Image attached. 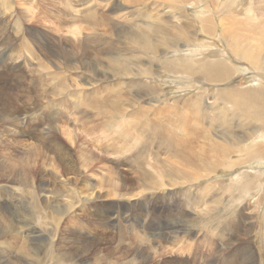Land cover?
<instances>
[{
	"label": "rangeland",
	"instance_id": "obj_1",
	"mask_svg": "<svg viewBox=\"0 0 264 264\" xmlns=\"http://www.w3.org/2000/svg\"><path fill=\"white\" fill-rule=\"evenodd\" d=\"M128 19L151 42L155 24L167 30L166 42L183 28L195 38H179L177 47L173 38L157 57L114 40ZM223 27L256 46L264 0H0L1 264H264V158L253 151L264 134L244 137L258 122L239 125L240 110L230 114L225 102L221 109L219 96L224 87L259 89L263 71L238 54V41L225 40ZM131 61L149 73L117 76V63ZM212 61L226 63L232 86L205 79L192 86L196 77L180 72ZM129 82L167 92L138 94ZM231 134L242 141L223 147L230 155L208 172ZM10 223L20 239L13 250L1 242Z\"/></svg>",
	"mask_w": 264,
	"mask_h": 264
},
{
	"label": "bare ground",
	"instance_id": "obj_2",
	"mask_svg": "<svg viewBox=\"0 0 264 264\" xmlns=\"http://www.w3.org/2000/svg\"><path fill=\"white\" fill-rule=\"evenodd\" d=\"M25 1V0H24ZM97 1V0H96ZM99 1H101V0H99ZM120 1V0H119ZM122 1V0H121ZM135 1V0H134ZM154 1H156V0H154ZM180 2H187V1H189L190 2V0H179ZM193 1V0H192ZM258 1V0H257ZM260 1V0H259ZM162 2H163V0H162ZM122 3V2H121ZM165 3H167V2H165ZM173 3V2H172ZM27 4V3H26ZM157 4V3H156ZM246 4H248V3H246ZM261 4H262V2H261ZM260 4V5H261ZM32 5V4H31ZM96 5V4H95ZM123 6H124V4H122ZM169 5V4H168ZM115 6V5H114ZM156 6V5H155ZM172 6V5H171ZM176 6V5H175ZM178 6V5H177ZM222 7V6H221ZM162 8H163V6H162ZM178 8V7H177ZM169 9V8H168ZM251 9V8H250ZM112 10V9H111ZM142 10V12H143V14H145V9L144 8H142L141 9ZM165 10H166V8H165ZM182 10V9H181ZM258 10V9H257ZM123 11H125V10H123ZM126 11H128L127 9H126ZM161 11V10H160ZM159 11V12H160ZM259 11V10H258ZM98 12V11H97ZM97 12H95V13H97ZM104 12V11H103ZM152 12V11H151ZM156 12V11H155ZM168 12V11H167ZM174 12H176V11H174ZM235 12V11H234ZM102 13V12H101ZM105 14H106V12H104ZM120 13V12H119ZM123 13V12H122ZM125 13V12H124ZM126 13H128V12H126ZM134 12L133 11H131L130 13H129V15H134L133 14ZM193 13H196V14H200V13H202V11L201 10H196V11H194ZM91 14V13H90ZM99 14V13H98ZM110 14V13H109ZM140 14V13H139ZM176 13H174V15H175ZM186 14V13H185ZM228 14H230L229 12H228ZM240 14V13H239ZM260 14H263V13H260ZM114 15H115V13H114ZM177 15V14H176ZM176 15H175V17H176ZM89 17H88V19H89V25L90 26H96V24H95V22H96V20H98L97 19V17H95L94 16V14H92V15H88ZM138 16V15H137ZM143 16V15H142ZM149 16V15H148ZM156 16V15H155ZM179 16H183L182 15V13H179ZM234 16V15H233ZM238 16V15H237ZM239 16H241V15H239ZM108 15H103V14H101V16H100V18H101V20L103 21V20H105L106 21V23L105 24H111L112 25V23L110 22V21H108ZM121 17V16H120ZM161 17V16H160ZM165 17V16H164ZM135 18V17H134ZM137 18V17H136ZM141 18V17H140ZM226 18V17H225ZM235 18V17H234ZM262 18H263V16H262ZM125 19V18H124ZM147 19V18H146ZM155 19V18H154ZM190 19H192L193 20V22L194 21H196V19H195V17H193V16H190ZM200 19H201V17H200ZM175 19H173L172 21H174ZM104 21V22H105ZM117 21V20H116ZM132 21H134V23L136 22V23H138L135 19L134 20H132V19H128L127 20V24H125L124 26H120L119 28H118V30H117V32L118 33H116V35L118 36L117 38L118 39H114V40H117V41H119V43H121V45H122V43L124 44L125 43V41H126V38L127 39H129V40H132V41H135L137 44H138V49L140 50V51H142V52H144V53H147V54H153V55H155L156 53V55L155 56H157L158 57V53H159V50H162V48L160 47L162 44H166L167 46H169V44H170V40H172L173 38V41H172V45L173 46H176V42L179 40V38H181V39H183V40H185V39H187L188 41H190V38H192V40H194V38L195 37H193L194 35H195V33H193V32H191L189 29H182L181 30V32H179V31H177L178 33H179V35H173V34H171V39H169L167 42H166V36H162L163 34H165L166 35V32H167V30H165V27L164 26H161L160 24H155L153 27H154V30L152 31V30H150V31H152V34H154L153 36L155 37V41L154 42H151L152 40H149L150 38H148V36L145 34V32H142V31H139V30H137V29H135L134 28V25H133V22ZM139 21V20H138ZM141 21V20H140ZM147 21V20H146ZM149 21V20H148ZM190 21V20H189ZM239 21H240V19H239ZM153 22V21H152ZM229 22V21H228ZM236 22V21H235ZM132 23V24H131ZM135 23V24H136ZM145 23H147V22H145ZM178 23H180V18L179 17H176V20H175V24H177V25H179ZM104 24V23H103ZM173 24V23H172ZM88 25V26H89ZM142 25V24H141ZM165 25V24H164ZM206 25H207V27H206V31L207 32H210V26L212 25H210V22H208V21H206ZM184 26V25H183ZM182 26V27H183ZM188 26V25H187ZM192 26H193V28H194V25L192 24ZM98 27V26H97ZM189 27V26H188ZM94 28V27H93ZM92 27H91V29L92 30H94V29H96V28H94L93 29ZM174 28H176L177 30H178V26H174ZM90 28H88V30H89ZM175 29V30H176ZM246 29V28H245ZM250 29V28H249ZM248 28H247V30H249ZM98 30V29H97ZM110 29H108V28H101V29H99L98 31H100L101 32V34H102V32L103 33H107L108 31H109ZM148 30V29H147ZM174 30V29H173ZM243 30V29H242ZM250 30H252V29H250ZM94 31H96V30H94ZM93 31V32H94ZM169 31V30H168ZM220 31H221V33L223 34V35H225L224 37H225V40H226V37H228V41H238V43H234V45H235V49H237L238 51H239V55H241V57L244 59L245 58V60H247L248 62H251L252 63V65L254 66V67H257L258 65L260 66L259 68V70H262L263 71V73H261V75H262V77L260 76V80H262L263 81V79H264V48L263 47H261L260 46V43L261 42H263L264 41V39L263 40H260V41H258V42H256L257 43V45L256 46H250V44H249V41L247 40H245L247 43H244V42H242L243 40L240 38V34H239V32L236 30V31H234V35H233V38L231 39V37H230V34L229 33H231L232 32V30H229L228 28H220ZM244 31V30H243ZM99 32V33H100ZM149 32V31H148ZM175 32V31H174ZM189 33H191V34H193V36L191 37V34L189 35ZM225 33H227V34H225ZM91 34H92V32H91ZM108 34V33H107ZM150 34V33H149ZM177 34V33H176ZM181 34V35H180ZM215 34H216V32H215ZM254 34V33H253ZM110 36H112V32L109 34ZM145 35H146V37H145ZM93 37V36H92ZM96 37V36H95ZM100 37V36H99ZM251 37V36H250ZM252 39V38H251ZM250 39V40H251ZM113 40V41H114ZM207 40V39H206ZM255 43V42H254ZM255 43V44H256ZM228 44V43H227ZM165 45V46H166ZM233 46V45H232ZM177 47V46H176ZM173 48V47H172ZM111 49H113L114 50V48H113V46H110L109 47V49L108 50H111ZM108 50L106 51V52H108ZM183 51V50H182ZM80 52V51H79ZM84 53V52H83ZM109 53V52H108ZM113 54V53H112ZM135 54V53H134ZM160 54V53H159ZM179 54V53H178ZM184 54V53H183ZM137 55V54H136ZM141 55V54H140ZM184 55H180L179 54V56L178 57H182V58H179L181 61H184L183 60V57ZM115 57V56H114ZM195 57V56H194ZM191 58V57H190ZM232 58H234V57H232ZM77 59V58H76ZM89 59V58H88ZM115 59V58H114ZM129 59V58H128ZM133 59V58H132ZM140 59V58H139ZM142 59H144V58H142ZM147 59V58H146ZM135 60V59H134ZM133 60V61H134ZM79 61V60H78ZM95 61V60H94ZM148 61V60H147ZM202 61H204V60H202ZM208 61V60H207ZM96 62V61H95ZM101 62V61H100ZM103 62V61H102ZM135 62V61H134ZM206 62V61H205ZM227 62V61H226ZM85 63V62H84ZM89 63V62H88ZM91 63V62H90ZM97 63V62H96ZM123 63V62H122ZM122 63H117L119 66H120V71L116 74L117 76H121V75H126V74H128V73H132V75H134V76H137L138 74H139V72L140 71H142V72H144V73H149L148 72V69H145V70H137V69H135V68H133L132 67V65H135L136 67H137V64L138 63H133L132 61L131 62H125V64H122ZM150 63V62H149ZM212 63H213V61H212ZM228 63V62H227ZM71 64V63H70ZM74 64V63H73ZM76 64V63H75ZM92 64V63H91ZM89 65V64H88ZM87 65V66H88ZM94 65V64H93ZM142 65H143V63H142ZM198 65L199 64H197V65H195L193 68H191V66H186L185 67V64H182L181 66H182V69L180 70V72H184V73H187L188 72V70L190 71L189 73H191V75H193V76H195L196 77V79H195V81L192 83V86H194V84L196 83V82H201L202 83V81H203V79H205L207 82H208V84H211V83H220V84H222L223 82L225 83V81H226V85L227 86H232L233 85V83H231V82H229L228 80L231 78V74H232V71L230 70V69H228V67H227V65H226V63H224L223 61H218V62H215V63H213V64H210V65H207V66H201V67H198ZM231 65V64H230ZM92 67V66H91ZM97 67V66H96ZM166 67L167 68H169L170 67V65H166ZM203 67V68H202ZM205 67H206V69H205ZM166 68V69H167ZM102 69V68H101ZM258 69V68H257ZM157 70V69H156ZM48 71H50V70H48ZM106 71V70H105ZM45 72V71H44ZM101 72V71H100ZM43 73V72H42ZM183 73V74H184ZM92 74H93V72H92ZM95 74H97L96 72H94V75ZM182 74V75H183ZM98 75V74H97ZM97 75H95V76H97ZM108 75V74H107ZM147 76V75H146ZM153 76V75H152ZM186 76V75H185ZM253 76V75H252ZM98 78V77H97ZM117 78V77H116ZM132 78V77H131ZM235 79V78H234ZM131 80H134V79H131ZM191 80V79H190ZM107 81V80H106ZM235 81V80H234ZM259 81V80H258ZM103 82V81H102ZM256 82V81H255ZM123 85V84H122ZM127 85V84H126ZM196 85V84H195ZM261 85V84H260ZM87 86V85H86ZM95 86V85H94ZM106 87V86H105ZM123 87V86H122ZM128 88H132V89H136V91L137 92H140V93H138V94H146V96H147V94H152V93H155L156 92V94L160 91V90H162L163 92L165 91V92H167L164 88H161L160 86H159V84H156V83H153V85L151 84V85H148V84H141V83H134V82H129L128 83V86H127ZM196 87H199V86H196ZM102 88V87H101ZM119 88H120V85H119ZM128 88H126V89H128ZM190 88V87H189ZM254 88V87H253ZM248 89L247 91H243V90H240V89H234L233 88V86L232 87H228V88H226V87H224V88H220L219 89V96H220V105H221V109H224L223 108V103L225 102L226 104H228V103H232V105L230 106V111H229V113L230 114H235L238 110H240V117H242V120H241V118L239 119L240 120V122H239V125H242L241 123L242 122H244V121H248V122H250V123H252L253 121H255L256 123L258 122V124L257 125H252V126H250V127H248L249 129H250V131H248V132H242V133H244V137L245 136H247V135H249L251 132L252 133H256V132H260V133H263L264 134V85H261L260 86V88L258 89V88H254V89ZM123 89H124V87H123ZM88 90V89H87ZM157 90H158V92H157ZM258 90V91H257ZM188 91V90H187ZM257 91V94L255 95V94H253V92H256ZM111 92V91H110ZM118 92V91H117ZM202 95V94H201ZM187 96V95H186ZM145 97V96H144ZM140 98H142V97H140ZM95 99V98H94ZM122 101V100H121ZM129 101V100H128ZM182 102V101H181ZM106 103V102H105ZM165 103V102H164ZM179 103V102H178ZM183 103V102H182ZM211 103V102H210ZM166 104V103H165ZM115 106V105H114ZM123 107V106H122ZM132 107V106H131ZM184 107V106H183ZM106 108V107H105ZM112 108V107H111ZM145 108V107H144ZM160 108V107H159ZM204 108V107H203ZM232 108H238V109H234L233 111L231 110ZM185 109V108H184ZM183 109V110H184ZM115 111H117V110H119V108H118V106L114 109ZM113 110V111H114ZM168 110V109H167ZM207 110H208V107H207ZM103 111V110H102ZM113 111H112V113H113ZM126 111V110H125ZM166 111V110H165ZM220 111H222V110H220ZM110 112V111H109ZM133 112V111H132ZM183 112V111H182ZM224 112V111H223ZM125 113V112H124ZM127 113V112H126ZM185 114V113H184ZM191 114V113H190ZM201 114V113H200ZM224 114V113H223ZM192 115V114H191ZM205 115V114H204ZM220 115V114H219ZM188 116V115H187ZM221 117V116H220ZM189 118H190V116H189ZM219 118V117H218ZM227 118V117H226ZM237 118V117H236ZM183 119V118H182ZM181 119V120H182ZM195 118H193V120H194ZM223 119H225V118H221V119H219V121L220 120H223ZM233 119V118H232ZM181 120H180V122H181ZM191 120V119H190ZM200 120V119H199ZM228 121H229V119H227ZM192 121V120H191ZM190 121V122H191ZM196 121V120H195ZM221 122V121H220ZM224 122V121H223ZM225 122H226V120H225ZM230 122V121H229ZM228 123V122H227ZM129 124V123H128ZM140 124H141V122H140ZM174 125V124H173ZM182 125V124H181ZM136 128V127H135ZM154 128V127H153ZM157 128H159V127H157ZM171 128H172V126H171ZM173 128H174V126H173ZM172 128V129H173ZM169 131V130H168ZM19 132V131H18ZM228 132V131H227ZM174 133V132H173ZM181 133V132H180ZM183 133V132H182ZM159 134V133H158ZM81 135V134H80ZM182 135V134H181ZM232 135V134H231ZM130 136V135H129ZM156 136V135H155ZM158 136V135H157ZM160 136V135H159ZM171 137V136H170ZM157 138V137H156ZM180 139V138H179ZM225 139V138H224ZM228 139V138H227ZM9 140V139H8ZM163 140V139H162ZM171 140H172V138H171ZM174 140V139H173ZM176 140V139H175ZM184 141V140H183ZM242 141V139L241 138H239V137H235L234 135H232V137L231 138H229V140H228V142L226 143V144H223V145H220L219 147H218V149H216V151H215V154H218L217 155V159H216V161H212L211 162V164L209 165V167H207L206 169L208 170V172H209V170L210 171H214L216 168H217V166L219 165V166H221V164L224 162V160H221V158L223 159V157H226V158H228V156L230 155V153H228V156H227V153H225L224 151H223V147H228V146H230L232 143H239V142H241ZM14 142H16V141H14ZM13 142V143H14ZM176 142V141H175ZM211 143V142H210ZM209 143V144H210ZM220 143V142H219ZM255 143V142H254ZM215 144V143H214ZM184 146H186V145H184ZM217 146V145H216ZM215 146V147H216ZM255 148H253V151L255 152V155L256 156H261L260 158H264V142H260V143H256L255 145ZM208 147V146H207ZM204 148V147H203ZM232 150H236L235 151V153L237 152H240V151H242L243 150V152L246 154L247 153V151H248V147H244V146H233V147H230ZM234 148V149H233ZM230 150L228 149V152H229ZM138 153V152H137ZM206 153V152H205ZM234 153V152H233ZM187 154V153H186ZM189 155V154H188ZM196 159V158H195ZM86 160H87V158H86ZM89 160V159H88ZM184 160V159H183ZM247 160V159H246ZM186 161V160H185ZM182 162V161H181ZM189 162H191V161H189ZM245 162V161H244ZM234 165H237V164H234ZM101 166V165H100ZM261 166H264V162L261 164ZM66 167V166H65ZM169 167V166H168ZM201 168H202V166H201ZM74 169V168H73ZM68 170V172H69V169H67ZM166 170H168V169H166ZM66 171V170H65ZM64 171V172H65ZM73 171V170H72ZM182 171V170H181ZM183 172V171H182ZM181 172V173H182ZM74 174V173H73ZM155 174V173H154ZM165 174V173H164ZM109 176V175H108ZM154 176V175H153ZM160 176V175H159ZM162 176H164V175H162ZM161 176V177H162ZM158 177V176H157ZM165 177V176H164ZM245 177H246V179H247V182L248 183H250L251 185H254V181H255V177H253L252 175H250V174H248V175H245ZM17 178V177H16ZM23 178V177H22ZM45 178V177H44ZM46 178H48V177H46ZM117 178V177H116ZM149 178H150V176H149ZM151 178H153L154 179V177H151ZM160 178V177H159ZM195 178V177H194ZM163 179V178H162ZM16 180V179H15ZM144 180V179H143ZM152 180V179H151ZM156 180H157V178H156ZM171 180V179H170ZM172 180H174V179H172ZM171 180V181H172ZM189 180V179H188ZM26 181V180H25ZM24 181V182H25ZM67 181V180H66ZM163 181H164V179H163ZM193 181V180H192ZM27 182V181H26ZM44 182V181H43ZM110 182H112V181H110ZM159 182V181H158ZM174 182V181H173ZM40 183V182H39ZM124 183V182H123ZM160 183H161V181H160ZM178 183V182H177ZM191 183V182H190ZM55 184V183H54ZM159 184V183H158ZM127 185V184H126ZM125 185V186H126ZM159 185H161V184H159ZM173 185V184H172ZM44 186V185H43ZM61 186V185H60ZM134 186V185H133ZM133 188V187H132ZM254 188H257V187H254ZM45 189V188H44ZM127 190H129L128 188H127ZM52 191V190H51ZM115 191V190H114ZM110 192V191H109ZM129 193H130V190H129ZM132 193V192H131ZM44 194H46V193H44ZM103 208V207H102ZM105 210V209H104ZM9 213V212H8ZM11 214V213H10ZM101 214V213H100ZM159 215V214H158ZM250 215V214H249ZM162 216V215H161ZM253 216V215H252ZM10 217V216H9ZM102 217V216H101ZM11 218V217H10ZM164 218V217H163ZM249 218V217H248ZM250 218H252V217H250ZM1 219V218H0ZM3 220V219H2ZM102 221V220H101ZM252 222V221H251ZM1 223V222H0ZM4 223H6V221H5V219H4ZM6 225V224H5ZM7 227H8V230H7V232L5 233H2V235H1V237L2 238H4V240H2L1 242L3 243V245H5V248L7 247V248H9V249H17L18 248V245H19V238L15 235V234H13L12 232L14 231V226L10 223V224H8L7 225ZM127 228V227H126ZM142 228V227H141ZM178 229V228H177ZM6 230V229H5ZM17 233H18V231H16ZM188 232V231H187ZM173 237V236H172ZM177 238V237H176ZM175 238V239H176ZM174 239V240H175ZM185 239H186V237H185ZM178 241V240H177ZM138 242V241H137ZM186 242V241H185ZM176 244V243H175ZM249 244V243H248ZM25 245V244H24ZM162 246H163V244H161ZM186 245V244H185ZM189 245H191V244H189ZM20 246V245H19ZM83 247V246H82ZM120 247H122V246H120ZM243 247V246H242ZM250 247V246H249ZM24 248V247H23ZM22 248V249H23ZM27 248V247H26ZM48 248V247H47ZM111 248V247H110ZM29 249V248H28ZM80 249V248H79ZM107 249V248H106ZM221 249V248H220ZM249 249V248H248ZM47 250V249H46ZM108 250V249H107ZM163 250V249H162ZM20 251H21V247H20ZM45 251V250H44ZM44 251L43 252H41V253H44ZM70 250H68V252H69ZM156 251H159L158 249L156 250ZM35 252V249H33L32 248V254ZM49 252V251H48ZM71 252V251H70ZM117 252V251H116ZM37 253V252H36ZM47 253V252H46ZM83 253V252H82ZM28 254V253H27ZM74 254V253H73ZM72 254V255H73ZM85 255H86V253H84ZM109 254V253H108ZM107 253H106V255H107V257L109 258V257H112L113 259H114V262H120L119 260L120 259H122V258H120L119 259V257H113V256H110V255H108ZM144 254V253H143ZM28 255H30V254H28ZM150 255V254H149ZM177 255V254H176ZM256 255V254H255ZM257 256V255H256ZM42 257H46V256H44L43 254H42ZM42 257H40V258H42ZM237 257V256H236ZM125 258V257H124ZM82 259V258H81ZM42 259H39V261H41ZM44 260V259H43ZM84 260V259H83ZM225 261V260H224ZM248 261L250 262V260L248 259ZM87 263V262H86ZM94 263V262H93ZM173 263V262H172ZM245 263V262H244ZM253 263V262H252ZM1 264V263H0ZM99 264H105V262L104 261H101Z\"/></svg>",
	"mask_w": 264,
	"mask_h": 264
}]
</instances>
